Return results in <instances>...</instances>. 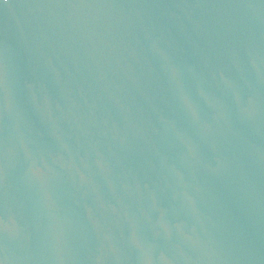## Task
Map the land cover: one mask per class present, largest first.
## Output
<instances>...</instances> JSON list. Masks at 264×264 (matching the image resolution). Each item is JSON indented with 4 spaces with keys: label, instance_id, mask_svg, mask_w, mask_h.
Instances as JSON below:
<instances>
[{
    "label": "water",
    "instance_id": "1",
    "mask_svg": "<svg viewBox=\"0 0 264 264\" xmlns=\"http://www.w3.org/2000/svg\"><path fill=\"white\" fill-rule=\"evenodd\" d=\"M0 264H264V0H0Z\"/></svg>",
    "mask_w": 264,
    "mask_h": 264
}]
</instances>
